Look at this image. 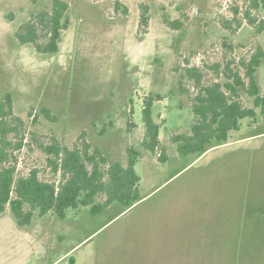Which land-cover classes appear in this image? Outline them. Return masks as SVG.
Here are the masks:
<instances>
[{
  "label": "rangeland",
  "instance_id": "rangeland-1",
  "mask_svg": "<svg viewBox=\"0 0 264 264\" xmlns=\"http://www.w3.org/2000/svg\"><path fill=\"white\" fill-rule=\"evenodd\" d=\"M66 1L71 24L59 51L45 54L21 44L16 31L53 0H0V100L12 94L26 143L16 150L18 170L38 168L42 179L58 181L44 147L54 140L72 147L84 135L108 164L127 165L129 148L140 152L141 199L97 215L91 206L71 208L65 219L37 210L24 226L7 206L0 264H264V119H243L227 142L201 155H181L172 140L191 130L200 86L224 83L228 61L240 68L258 43L264 47V7L250 0ZM257 79L264 95V59ZM149 93L162 98L153 113L166 162L158 159L161 148L153 154L143 145ZM240 96L254 106L246 90ZM8 140L15 149L18 136Z\"/></svg>",
  "mask_w": 264,
  "mask_h": 264
},
{
  "label": "trees",
  "instance_id": "trees-1",
  "mask_svg": "<svg viewBox=\"0 0 264 264\" xmlns=\"http://www.w3.org/2000/svg\"><path fill=\"white\" fill-rule=\"evenodd\" d=\"M250 5L264 7V0H250ZM246 15L251 22L255 21L249 10ZM141 17L143 23L148 22L146 7ZM70 24L69 2L53 0L50 10H42L22 23L16 36L21 44L33 45L40 53L55 54ZM263 59L264 47L258 43L252 54L241 60L240 68L235 66L234 61H228V79L224 83L214 81L200 86L193 98L195 119L191 130L172 137L181 155H201L211 147L227 142L230 131L239 130L243 119H250L252 123L264 119V95L257 79ZM197 84H201L199 77ZM241 88L254 98L253 107L245 106L241 101ZM159 99H162L161 95L153 93L144 98L146 137L143 145L153 154L161 148L158 159L166 162L168 155L160 140L161 125L153 113L154 103ZM46 116L51 118L49 110ZM16 120L22 121L14 113L13 97L9 92L0 100V211L10 206L20 226L30 224L37 210L40 216L54 212L58 218L65 219L71 208L91 206V214L97 215L115 202L127 209L141 199V178L135 169L140 152L129 148L127 165L121 162L108 164V159L98 148H93L84 135L81 136V143L72 147L56 140L44 147L53 173H60L58 181L42 179L38 168L31 169L28 174L20 173L16 150H21L26 143ZM10 133L19 138L15 149H8L11 145L8 140ZM100 194L105 199L97 202L96 197ZM71 262L74 264V260Z\"/></svg>",
  "mask_w": 264,
  "mask_h": 264
}]
</instances>
